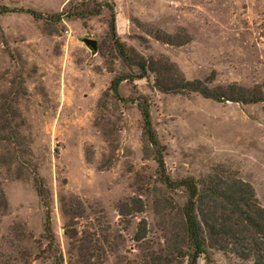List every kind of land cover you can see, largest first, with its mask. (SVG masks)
I'll list each match as a JSON object with an SVG mask.
<instances>
[{
	"label": "rangeland",
	"instance_id": "374dc122",
	"mask_svg": "<svg viewBox=\"0 0 264 264\" xmlns=\"http://www.w3.org/2000/svg\"><path fill=\"white\" fill-rule=\"evenodd\" d=\"M1 6L0 264H187L186 194L159 177L137 99L172 180L231 175L264 206V0ZM60 12L70 15L50 17ZM117 74L126 79L114 96ZM185 81L212 96L178 89ZM196 264L252 263L207 246Z\"/></svg>",
	"mask_w": 264,
	"mask_h": 264
},
{
	"label": "trees",
	"instance_id": "16d2710c",
	"mask_svg": "<svg viewBox=\"0 0 264 264\" xmlns=\"http://www.w3.org/2000/svg\"><path fill=\"white\" fill-rule=\"evenodd\" d=\"M8 11L5 6L0 7V13ZM93 9L88 13L96 12ZM33 17L39 18L41 14L26 10ZM62 15H70L69 12H60L51 15L55 20ZM110 35L114 41V47L118 56L127 61L129 58L124 47L118 40L113 22L109 23ZM140 75L144 74V64L138 65ZM126 79L121 74L114 75L109 82V89L117 96L118 83ZM160 88H169L159 86ZM178 89L197 91L205 97L212 94L198 82L185 81L177 86ZM136 105L142 120V132L153 148V159L156 162L159 177L169 188L182 187L186 198L182 207L185 232L189 242L187 264H196L197 258L204 254L206 247H212L220 251H230L242 260L251 261L252 264H264V206H260L254 196L251 186L238 179L227 175L212 174L206 176L198 184L191 176L172 180L165 172L162 159V146L158 142L155 132L151 127L148 105L146 100L137 99ZM36 194L44 208V232L46 238H52L49 226V206L46 189L40 178L35 179ZM59 264L58 258L55 259Z\"/></svg>",
	"mask_w": 264,
	"mask_h": 264
},
{
	"label": "water",
	"instance_id": "95a60500",
	"mask_svg": "<svg viewBox=\"0 0 264 264\" xmlns=\"http://www.w3.org/2000/svg\"><path fill=\"white\" fill-rule=\"evenodd\" d=\"M81 41L90 49L95 50L96 49V41L93 38L89 37H82Z\"/></svg>",
	"mask_w": 264,
	"mask_h": 264
}]
</instances>
